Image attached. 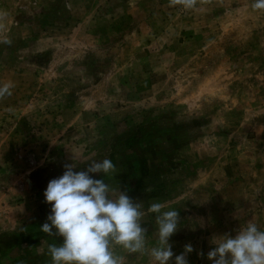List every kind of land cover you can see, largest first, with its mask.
Here are the masks:
<instances>
[{
  "label": "rangeland",
  "instance_id": "374dc122",
  "mask_svg": "<svg viewBox=\"0 0 264 264\" xmlns=\"http://www.w3.org/2000/svg\"><path fill=\"white\" fill-rule=\"evenodd\" d=\"M253 0H0V264H50L47 182L110 159L142 210L176 208L174 255L264 229V10ZM94 179L101 174L90 173ZM33 191L37 209L19 206ZM8 193H10L8 195ZM7 194V195H5ZM9 221V224L7 223ZM19 222V223H18ZM116 246L119 264H152Z\"/></svg>",
  "mask_w": 264,
  "mask_h": 264
},
{
  "label": "clouds",
  "instance_id": "9594fccd",
  "mask_svg": "<svg viewBox=\"0 0 264 264\" xmlns=\"http://www.w3.org/2000/svg\"><path fill=\"white\" fill-rule=\"evenodd\" d=\"M252 7L264 10V0H253ZM11 83H0V97L11 95ZM83 171H73L75 164L64 165L58 177L50 179L43 189V200L49 204L46 221L40 230L49 237H59L47 245L50 264H119L114 248L139 253L146 249V232L141 226L146 215L154 220L155 243L148 248L152 264H189L191 243L173 253L170 236L178 229L176 208L152 202L142 210L125 191L112 194L104 177L117 172L108 158L89 159ZM90 173L101 174L94 179ZM212 247L203 255L209 264H264V229L251 219L239 224L230 234L211 237Z\"/></svg>",
  "mask_w": 264,
  "mask_h": 264
},
{
  "label": "crops",
  "instance_id": "0c3cea01",
  "mask_svg": "<svg viewBox=\"0 0 264 264\" xmlns=\"http://www.w3.org/2000/svg\"><path fill=\"white\" fill-rule=\"evenodd\" d=\"M10 193H8L9 195ZM7 195V194H5ZM20 205L19 206H15L14 208H9L8 212H6V218L11 214L13 213V210L17 211L19 210L20 208L22 209V206H24V214H25V217L26 218H33L34 215H33V212L34 211H39L37 209V202H36V198L34 196V193L33 191H30L29 193H26L25 196H24V200L23 202H20L19 203ZM7 223L9 224V221H7ZM19 223V222H18Z\"/></svg>",
  "mask_w": 264,
  "mask_h": 264
}]
</instances>
